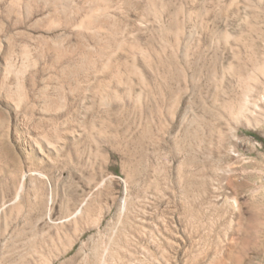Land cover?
<instances>
[{"label":"rangeland","instance_id":"rangeland-1","mask_svg":"<svg viewBox=\"0 0 264 264\" xmlns=\"http://www.w3.org/2000/svg\"><path fill=\"white\" fill-rule=\"evenodd\" d=\"M0 264H264V0H0Z\"/></svg>","mask_w":264,"mask_h":264}]
</instances>
